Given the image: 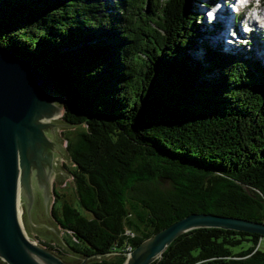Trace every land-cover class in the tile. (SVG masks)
I'll use <instances>...</instances> for the list:
<instances>
[{
	"label": "trees",
	"instance_id": "obj_1",
	"mask_svg": "<svg viewBox=\"0 0 264 264\" xmlns=\"http://www.w3.org/2000/svg\"><path fill=\"white\" fill-rule=\"evenodd\" d=\"M198 4L0 0V46L64 98L77 200L55 187L51 213L94 264L192 213L264 222V65L204 40ZM263 238L196 228L152 264H264Z\"/></svg>",
	"mask_w": 264,
	"mask_h": 264
},
{
	"label": "water",
	"instance_id": "obj_2",
	"mask_svg": "<svg viewBox=\"0 0 264 264\" xmlns=\"http://www.w3.org/2000/svg\"><path fill=\"white\" fill-rule=\"evenodd\" d=\"M54 86L52 75L18 55L14 49L0 46V257L7 264H84L95 258H86L78 263L65 262L50 249L29 238L22 224L23 211L19 215L23 199L31 222L37 227L54 230L51 226L32 221L35 183L42 191L44 205L50 215L51 176L56 165L54 158L61 156L73 163L66 150L54 143L60 142L56 127L70 125L53 124L54 119L50 122L44 120L47 114L61 111L64 114L57 105L62 96L55 92ZM211 227L264 236V222L192 213L144 240L130 252L124 264H152L183 233Z\"/></svg>",
	"mask_w": 264,
	"mask_h": 264
},
{
	"label": "rangeland",
	"instance_id": "obj_3",
	"mask_svg": "<svg viewBox=\"0 0 264 264\" xmlns=\"http://www.w3.org/2000/svg\"><path fill=\"white\" fill-rule=\"evenodd\" d=\"M196 1L199 2L198 6H197V10H198L199 14H203V18L198 19V21H197L198 24H200L202 26V29L211 32L214 29L215 24L221 26V24H218V22H216V23L214 22V24H208V22H207V18L204 15V12H206V10L208 9V3L207 2L209 0H196ZM223 8L224 9L229 8L227 3H225ZM231 12H232V10H231ZM215 30H213L214 35H212V37L207 35L203 38L204 40H209V43H211L213 46H215V44H217L216 41H219L215 38V36L218 35L219 37H223V39H224L225 36L224 35L221 36V35H222V33L224 34L227 32V28H225V30H224V26H223L222 30H221V28L219 30L216 28ZM245 35L248 38V39H245V41H247V43H245V44H248L249 43L248 42L249 37H252L253 46L251 48V47H248V46L245 47L242 45L243 47L241 48V50H243V54L246 56V58L248 60L255 62L254 61L255 53H256V57L258 58L259 55H261L260 54L261 50H258V52H256L257 46H255V40H256L255 36H253V35L249 36V34H245ZM222 41H224V40H222ZM250 50H252L254 54L253 53L251 54ZM193 54L195 55V57H197L198 54L202 55L201 57H203V55H205V52L203 51L202 48H200V50H198L196 48L194 50ZM259 59L264 60V56L260 57ZM202 62H204V61H202ZM63 102H64V98L62 97V99L58 101L57 105L59 106L60 109H63V113H64ZM59 116H61V114H58V117ZM52 123L53 124H66V125H68L63 120V114L60 118L54 119ZM70 129H72L71 126H57L56 127V135H57V138L60 140V142L54 141L52 138L51 139L54 141V143L59 144L64 150H66L67 156L71 160L70 154L67 150V140L65 137V134ZM72 130H74V129H72ZM54 162H56V165H55V171L52 173L53 175L51 176V195H52V197H51L50 202H49L50 215L47 213L46 207L44 205L45 201H44L42 191L39 188L38 184L35 183V189H34L35 203L33 204L32 208H31V216H32V221L35 224H45L47 226H51L52 228H54V230L60 236L54 230H52L48 227H37V226H35L30 220L27 205L23 199H22V205H21V209L23 211L22 217H21L22 224H23L24 230L26 231L29 238L31 240H33L34 242L38 243L39 246L45 247L47 249H49V248L46 245L52 246V248H54V250H51V249L50 250L53 253H55L56 255L60 256L65 262L78 263V262L83 261L86 258L76 254L75 252H73L68 247L67 241L71 240V233L62 229L59 226V224L55 221V219L53 218L52 213H51V208H52V205L54 204V201H55V196L53 193V190L55 187L58 190H60L61 192H64L70 201L76 202V200H77V195H76V191H75V187H74V179H73V176L71 175V170L75 168V164L69 163L68 161H66L61 156H56L54 158ZM261 247H262V249H264V238L261 241ZM239 249H240L239 247L235 248V250H239ZM112 256H115V254L106 255L105 257L110 258ZM102 258H104V257H101V258L95 257L93 259L88 260L84 264H94L95 261H99ZM0 262L7 264L1 257H0Z\"/></svg>",
	"mask_w": 264,
	"mask_h": 264
},
{
	"label": "clouds",
	"instance_id": "obj_4",
	"mask_svg": "<svg viewBox=\"0 0 264 264\" xmlns=\"http://www.w3.org/2000/svg\"><path fill=\"white\" fill-rule=\"evenodd\" d=\"M225 3L232 10L234 16L243 17L240 21L243 33H251L255 28L264 30V0H223V2H217L204 12L208 24H213L217 20V15L221 12ZM245 43L247 41L241 39L229 23L225 36L226 47L224 51L229 52L231 50L228 46H239Z\"/></svg>",
	"mask_w": 264,
	"mask_h": 264
},
{
	"label": "bare ground",
	"instance_id": "obj_5",
	"mask_svg": "<svg viewBox=\"0 0 264 264\" xmlns=\"http://www.w3.org/2000/svg\"><path fill=\"white\" fill-rule=\"evenodd\" d=\"M230 16H231V20H230L231 26L233 25V26H236V27H237V24L235 23V20H234V18H233L232 12H231V9H230V8H227V9H224V8H223V9L221 10V12L218 13L217 20L215 21V23H216V22H218V23H219V22L222 23L221 26H220L221 30H222V27H223V26H224V30H225V28H228L227 23H228V20H229ZM214 26H216V24H215ZM217 26H218V25H217ZM212 31H213V30H212ZM215 31H216V30H215ZM214 33H215V32H214ZM226 33H227V32H226ZM226 33H224V34L222 33L221 36H223V35L225 36ZM215 38H216L217 40H219L220 42H222V40L225 41V37H224V39H223V37H219L218 35H216ZM219 41H217V42H219ZM58 114H61V116H62V111H61L60 113H57V114H47V115L44 116V120H45L46 122H50V121L53 120V119L60 118L61 116L58 117ZM21 212H22V209L20 208V210H19V215L21 214Z\"/></svg>",
	"mask_w": 264,
	"mask_h": 264
},
{
	"label": "built area",
	"instance_id": "obj_6",
	"mask_svg": "<svg viewBox=\"0 0 264 264\" xmlns=\"http://www.w3.org/2000/svg\"><path fill=\"white\" fill-rule=\"evenodd\" d=\"M128 233H130V231H127ZM131 249H132V247L131 246H128V248H127V251H128V253H127V255H129L130 254V252H131Z\"/></svg>",
	"mask_w": 264,
	"mask_h": 264
}]
</instances>
